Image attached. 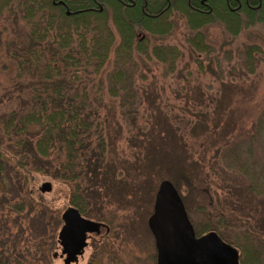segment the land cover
<instances>
[{"label": "trees", "instance_id": "obj_1", "mask_svg": "<svg viewBox=\"0 0 264 264\" xmlns=\"http://www.w3.org/2000/svg\"><path fill=\"white\" fill-rule=\"evenodd\" d=\"M96 1L103 11L92 10ZM134 1L127 8L126 0H0V18L20 17L29 28L19 46L9 51L16 69L11 76L15 88L0 98V264L52 263L58 230L52 223L61 225L63 220L60 212L52 215L46 206L30 200L28 188L35 175L69 184L70 207L88 219L105 222L97 212L86 211L85 195L93 192L86 189V183L95 178L106 190L114 184L107 154L114 149L113 137L121 128L108 122L116 115L117 103L123 117L137 114V109L132 110L139 103L137 90L147 80L145 75H136L137 70L157 64L175 73L182 64L179 79L191 81L188 68L192 63L201 71L214 73V60L205 66L196 58L201 54L210 58L217 52L207 43L205 27L220 24L236 39L244 31L264 26V0H246L239 14L220 4L216 13L208 15L192 12V0H169L170 5L165 0ZM175 17H184L191 31L183 48L166 44L177 33ZM261 49L256 43L243 49L241 65L247 75L255 73ZM222 105L220 102V108ZM249 137L248 147L225 142L217 153L222 169L238 174L241 180L229 182L243 184L235 192L262 198L264 109ZM146 143L143 147L150 155H146L147 174L141 177L140 189L152 192L156 185L169 181L180 194L182 186L194 184L199 169L187 143L177 157L171 151L175 140L166 141L163 148L155 139ZM54 156L56 165L51 161ZM8 188L13 189L10 199L1 195ZM231 205L226 202L227 207ZM233 213L220 214L219 221L206 225L199 235L214 232L221 237L220 228L230 226ZM221 238L244 252L245 246ZM251 243L249 247L256 251L258 246Z\"/></svg>", "mask_w": 264, "mask_h": 264}, {"label": "rangeland", "instance_id": "obj_2", "mask_svg": "<svg viewBox=\"0 0 264 264\" xmlns=\"http://www.w3.org/2000/svg\"><path fill=\"white\" fill-rule=\"evenodd\" d=\"M111 14L109 12L110 17ZM174 21L177 33L173 40L166 39V44H179L183 48L191 31L184 17H175ZM28 29L20 17L5 15L0 18V98L15 88L11 76L15 75L16 69L12 67L9 51L19 46ZM204 33L207 43L217 52L210 58L205 54L196 58L204 61L205 66L207 61L214 60V73L201 71L192 63L188 68L192 73L191 81H187L179 79L177 74L182 64L175 73H169L157 64H149L136 72V75L147 78L139 84L140 91L136 89L140 94L139 103L132 110L137 109V114L123 117L116 104V115L108 124L115 126L117 123L121 129L113 137L114 149L107 154V161L112 162L108 173L112 172L114 184L108 190L101 189L102 183L94 178L86 183V189L93 192L85 195L86 211H95L109 219L103 221L112 233L109 237L98 238L99 242H91L77 264H88L90 257L94 258V264H156L155 239L148 222L154 213L160 185H156L152 192L140 189L144 183L141 177L147 174L144 169L146 155H150L143 146L154 139L161 148L166 141L173 143L175 140V147L171 150L175 157L183 153L184 143L189 146L199 177L190 187L182 186L180 195L186 201L188 216L197 234L204 233L206 225L218 222L220 214L228 216L234 212L230 226L220 228L221 237L245 246V253L237 248L242 255L241 264H264V196L257 198L242 191L235 192L236 187L243 184L234 186L229 182L241 180H238V174L222 169L217 153L225 142H241L248 147L254 123L264 109V26L244 31L236 39H232L220 24L205 27ZM249 43L262 46V53L256 55L260 61L253 75H247L241 65L243 49ZM184 55L187 59L188 55ZM6 65L9 66L7 70L4 69ZM182 91L185 92L180 96ZM220 102L224 108H220ZM137 145L141 148L138 149ZM52 158L53 165H56V156ZM48 184L51 191L42 192ZM28 189L30 200L46 206L52 215L60 212L62 216L70 208L72 190L67 183L48 175H35ZM12 190L8 188L1 195L10 199ZM226 202L232 205L227 207ZM52 227L58 229L55 231L58 236L63 223L58 225L55 221ZM248 231L252 233L250 236ZM251 242L258 246L256 251L251 248ZM54 253L60 257V245L52 248V255ZM59 257L51 264H64Z\"/></svg>", "mask_w": 264, "mask_h": 264}, {"label": "water", "instance_id": "obj_3", "mask_svg": "<svg viewBox=\"0 0 264 264\" xmlns=\"http://www.w3.org/2000/svg\"><path fill=\"white\" fill-rule=\"evenodd\" d=\"M50 191L49 184L42 189L44 193ZM62 220L65 226L60 240L63 244L69 236L79 240L76 251L83 247V233H99L101 229L99 223L84 219L75 208H69ZM148 226L155 239L158 264H238V250L216 233L196 237L181 196L169 181L159 186Z\"/></svg>", "mask_w": 264, "mask_h": 264}, {"label": "flooded vegetation", "instance_id": "obj_4", "mask_svg": "<svg viewBox=\"0 0 264 264\" xmlns=\"http://www.w3.org/2000/svg\"><path fill=\"white\" fill-rule=\"evenodd\" d=\"M166 2L169 3V0H165ZM246 0H192V3H190L191 5V11L196 13V14H203V15H208V14H212L213 12L216 13L215 11V7H220L219 5L221 4L223 6V4L226 5L228 11L232 12V13H238V11L240 9L243 8L244 4H245ZM61 3V2H59ZM57 4V3H56ZM63 4V3H62ZM125 6L127 8L133 7L135 5V1L134 0H126V2H124ZM95 8H93L92 10H95L96 12H100V8L102 7L100 2L95 3ZM63 6H65L63 4ZM70 13V15H74L75 12L66 10ZM220 10H218L219 12ZM222 12V11H221ZM239 14V13H238ZM155 17V16H153ZM82 216V215H81ZM84 219L95 222V223H99L101 225V229L99 233H83L82 237H83V247L81 249H79L78 251H76V246H78L79 244V240H76V238H74L73 236H69L67 237L68 239L65 240V243L63 244L62 241L60 240V234L57 236V240H56V245H60L61 248V255L60 257L58 256V254L54 253L53 259L52 261H54V259H57L58 257L64 260V264H77L79 262V260L85 256V251L87 248L90 247V245L92 244L91 242H95L96 240H98V242L100 241L98 238H101L102 236L104 238L109 237L112 233V231L109 230V227L107 225L104 224V222H97L91 219H88L84 216H82ZM65 226V222L63 221V227ZM61 229V231H62ZM106 229V230H105ZM105 230V231H104ZM105 234H103L104 232ZM195 235L197 238H201L204 235L201 236H197L196 232ZM101 243V242H100ZM226 243V242H225ZM157 250V249H156ZM239 256H238V264H241L242 262V255L241 252H239ZM88 264H94V258H89L88 260ZM156 264H158V252H157V258H156Z\"/></svg>", "mask_w": 264, "mask_h": 264}]
</instances>
